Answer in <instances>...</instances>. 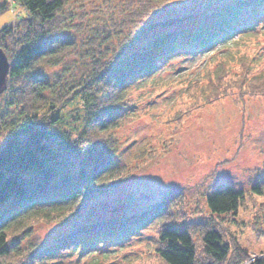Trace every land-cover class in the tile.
Instances as JSON below:
<instances>
[{
  "label": "trees",
  "instance_id": "1",
  "mask_svg": "<svg viewBox=\"0 0 264 264\" xmlns=\"http://www.w3.org/2000/svg\"><path fill=\"white\" fill-rule=\"evenodd\" d=\"M9 1L0 0V13ZM15 1L26 14L0 30V47L11 63L0 101V264H110L114 251L102 246L123 244L149 224L157 232L146 242L147 257L139 253L111 264H264V251L250 258L228 226L251 202L258 222H252L253 232L264 237V200L258 199L264 196V177L247 189L231 184L211 189L205 199L216 217L206 220L183 224L186 197L174 190L126 216L75 225L41 249L24 245L37 223L66 221L91 196L131 176V168L116 157L121 115L131 106V90L159 83L156 75L174 57L198 52L206 65L185 87L188 99L176 116L180 122L228 95H235L237 105L246 96L264 95L258 62L244 53L223 57L224 52H215L236 35L264 26V0L225 4L221 17L215 9L214 20L200 29L175 28L189 15L152 19L171 0H122L120 17L83 42L68 33L85 28L74 23L81 0ZM158 27L164 30L141 45L142 37ZM80 48L81 56L91 59L82 77L49 78L45 65L60 64ZM147 154L156 153L140 150V156Z\"/></svg>",
  "mask_w": 264,
  "mask_h": 264
},
{
  "label": "rangeland",
  "instance_id": "2",
  "mask_svg": "<svg viewBox=\"0 0 264 264\" xmlns=\"http://www.w3.org/2000/svg\"><path fill=\"white\" fill-rule=\"evenodd\" d=\"M238 1L241 0H171L167 8L161 14H153L152 19L189 15L175 28L200 29L207 26L211 18L214 20L215 9H219L221 17L223 5ZM77 4L79 18L74 23L85 28L68 33L78 42L86 41L94 31L106 28L111 19L119 18L124 5L122 0H81ZM24 14L23 5L9 1L8 8L0 13V30L14 24ZM162 30L161 27L154 29L142 37L140 44L144 45ZM215 52H224L223 57L244 53L249 61L258 62V70L264 69V26L236 35ZM82 54L84 50L80 48V54L73 53L60 64L45 65L49 78L61 75L77 80L82 77L91 67V59ZM235 57L233 60H237ZM203 59L204 55L198 52L178 55L156 75L159 83L149 81L131 90V106L123 111L115 132L119 139L116 157L120 164L131 168V176L110 191L91 196L84 208L66 221L37 223L32 236L25 241L26 247L41 249L86 221L140 211L174 190L183 192L186 197L187 221L183 224L206 220L216 217L205 199L211 189L218 184L247 189L252 182L264 177V95L246 96L240 100V105L234 102L235 95H228L198 107L181 122L176 119L177 110L184 108L188 99L185 87L206 68ZM216 63L214 61L212 67ZM144 148L155 152V156H140ZM258 199L264 200V196ZM250 203L228 226L249 249L251 258L264 251V237L259 239L253 232L252 222L256 218ZM156 232L157 226L149 224L123 244L101 245L114 251L110 264L139 253L147 257L146 242Z\"/></svg>",
  "mask_w": 264,
  "mask_h": 264
},
{
  "label": "water",
  "instance_id": "3",
  "mask_svg": "<svg viewBox=\"0 0 264 264\" xmlns=\"http://www.w3.org/2000/svg\"><path fill=\"white\" fill-rule=\"evenodd\" d=\"M10 66L11 63L7 53L0 47V94L4 92L8 86Z\"/></svg>",
  "mask_w": 264,
  "mask_h": 264
}]
</instances>
